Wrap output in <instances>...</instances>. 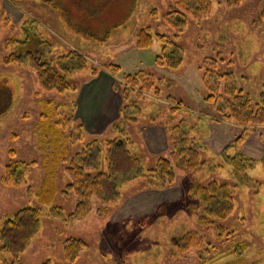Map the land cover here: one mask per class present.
Masks as SVG:
<instances>
[{
	"label": "rangeland",
	"instance_id": "1",
	"mask_svg": "<svg viewBox=\"0 0 264 264\" xmlns=\"http://www.w3.org/2000/svg\"><path fill=\"white\" fill-rule=\"evenodd\" d=\"M218 1L214 0L210 16L200 24L189 19L178 39L182 63L173 70L156 65L155 57L162 51L158 41L153 40L143 50L135 46L137 31L148 26L153 33L173 36L160 18L167 12L168 0H50L52 6L39 0H0V8L15 29L24 19H34L56 44V55L71 49L87 60L84 69L69 76L74 91L61 95L43 92L29 68L2 63L3 42L16 32L5 27L0 17V223L26 206L43 212L39 230L19 256L18 264H65L62 250L71 239L86 244L74 264H264V172L260 165L264 159V125L248 126L245 134L242 127L221 119L203 100L210 92L204 76L212 69L205 58H221L217 72H232L237 85L253 101L264 90V0H247L235 8L219 6ZM150 10H155L158 18ZM108 64L119 67L118 77L105 69ZM98 72L113 79L116 97L121 101L117 120L99 138L114 137L113 126L121 122L120 112L125 105L122 75L150 73L160 89L158 94L153 89L128 94L129 108L135 102L140 113L137 111L134 121L124 124L123 137L145 170L151 169L158 157H169L172 144L168 128L181 120L189 128V140L201 144V161L211 166H220L225 147L245 135L239 149L246 158L258 162L248 176L260 187L256 191L246 187L235 190V210L220 223L224 230L221 236L213 225H199L189 211L195 202L187 196L190 179L182 173H177L172 185L162 188H152L144 179L125 183L119 202L104 216L96 212L100 204L93 200L92 212L71 226L48 217L52 207L62 209L66 215L71 213L75 196L65 198L62 193L69 181L64 171L66 163L59 165L55 176H47L45 166L52 158L45 154L61 149L59 146L55 151L52 145L58 140L68 149L69 159L84 142L96 137L87 134L76 118V97ZM169 98L174 100L170 101L173 106ZM47 100L53 101L52 109L57 106V112L65 114L59 105H74L73 122L82 127V144L75 142L78 131L65 125L61 114L51 116L48 124L43 122L46 119L41 122L42 101ZM176 104L182 106L171 118L169 109ZM11 150L21 166L30 165L24 169V183L16 186L2 182ZM230 179L229 167H222L220 171L204 172L195 180L232 184ZM45 190L55 191L51 200ZM194 210L199 212L201 208ZM185 232L202 240L200 248L179 250L176 238ZM4 260L12 262L7 254Z\"/></svg>",
	"mask_w": 264,
	"mask_h": 264
},
{
	"label": "trees",
	"instance_id": "2",
	"mask_svg": "<svg viewBox=\"0 0 264 264\" xmlns=\"http://www.w3.org/2000/svg\"><path fill=\"white\" fill-rule=\"evenodd\" d=\"M39 1L45 5H51L50 0ZM245 1L247 0H219L218 5L235 8ZM168 2L167 12L160 18L172 31L173 36L153 33L148 26L137 31L135 46L137 49L143 50L149 48L153 40L158 41L162 44V51L155 57L156 65L177 70L182 63V47L178 43L179 37L184 33L189 19L195 24H200L202 20L210 16L214 0H168ZM53 9L59 10V7H53ZM150 13L154 18H158L156 17L158 13L155 10H150ZM0 17L5 27L16 32V35L13 34L3 42L2 63L4 65L29 68L35 75L39 89L43 92H54L61 95L75 90L69 76L75 70L84 69L87 63V60L77 50L67 49L63 54L56 55L54 53L56 44L51 41L46 30L36 20L24 19L17 30L1 8ZM205 60L210 61V65L206 64L212 69L208 70L204 76L205 86L210 91L203 98L204 102L210 104L221 119L232 121L242 127V132L245 134L249 130H247L248 126L264 125V90L259 92L257 101H253L250 95L237 85L232 72L222 74L217 72L216 68L222 61L221 58H205ZM104 67L111 76L118 77L119 67L117 65L108 64ZM120 80L122 81L123 94L125 92L123 95L125 105L120 112L121 122L113 126L116 134L114 137H92L82 144L83 140L80 135L82 127L75 126L73 122L74 105L70 108L59 105L60 110L65 109V114L62 110L57 112V106L52 109L53 101H42L41 122L46 119L43 122L48 124L51 122V116L61 114L65 125L73 126L78 131L73 138L75 142L79 141L82 144L69 159L66 158L68 149L58 140L52 145H54L55 151L59 146L61 149H58L54 154H45L48 159L52 158L45 166L47 176H55L59 165L66 163L64 171L69 181L62 193L65 198H69L70 194L75 196V206L71 213L66 215L62 209L52 207L47 212L48 217L63 220L65 225L71 226L73 223L84 220L92 212L93 200L100 204L96 212L104 216L109 207L119 202L120 189L125 183L144 179L152 188H162L172 185L177 173H182L190 179L186 189L187 196L190 201L195 202L190 205L189 211L195 214L196 222L199 225H213L218 236H221L224 230L220 223L228 219L235 210V190L239 187H246L256 191L260 187L258 181L248 176V172L254 169L258 162L246 158L239 149L245 135L239 136L235 142L225 147L221 154L220 166H211L201 161L199 154L201 144L189 140V128L184 120H181L168 128L172 144L169 157H158L154 166L145 170L141 159L130 151L128 142L123 137L125 133L122 127L127 121H134L132 117L138 115L137 111H139L135 102H132L134 104L129 108L131 104H127L128 94L137 90L140 92L150 89L156 90L155 93L158 94L160 89L156 86L154 77L150 73L139 72L134 75H122ZM262 88H264V82ZM167 101L170 103L174 100L169 98ZM173 104V102L170 103L171 106ZM179 105L176 104L175 108L169 109L171 118L173 113L180 108ZM58 120L61 121L59 118ZM166 123H169L168 120ZM228 151H233V153L229 154ZM8 155L11 161L5 168L2 182L8 186L24 183V169L30 165L21 166L15 161L16 153L13 150ZM260 165L264 172V159L260 161ZM222 167H229L232 184L219 180H210L203 184L195 180L204 172L220 171ZM54 193L53 190L44 192V194H48V200L52 199ZM196 208H201V211L196 212L194 210ZM42 213L41 209L26 206L1 221L0 264H7L4 260L6 254L12 258L10 264L19 263V256L39 230ZM176 239L178 244L175 245L179 250L191 246L200 248L202 245V240L190 232H185ZM85 248L86 244L81 240H67L62 250L65 264H74ZM43 264L51 263L46 261Z\"/></svg>",
	"mask_w": 264,
	"mask_h": 264
},
{
	"label": "crops",
	"instance_id": "3",
	"mask_svg": "<svg viewBox=\"0 0 264 264\" xmlns=\"http://www.w3.org/2000/svg\"><path fill=\"white\" fill-rule=\"evenodd\" d=\"M121 101L117 99L113 79L99 74L82 86L76 97V118L87 134L103 136L105 129L117 120Z\"/></svg>",
	"mask_w": 264,
	"mask_h": 264
}]
</instances>
